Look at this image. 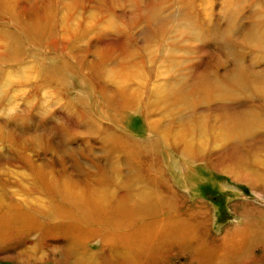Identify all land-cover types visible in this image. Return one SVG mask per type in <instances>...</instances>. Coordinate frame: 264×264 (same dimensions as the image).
<instances>
[{
    "label": "rangeland",
    "instance_id": "rangeland-1",
    "mask_svg": "<svg viewBox=\"0 0 264 264\" xmlns=\"http://www.w3.org/2000/svg\"><path fill=\"white\" fill-rule=\"evenodd\" d=\"M235 3L0 0V212L7 207L13 211L0 214L7 221L0 225V264H119L123 256L131 255H121L114 246L124 244L119 235L154 218L162 221L163 216L142 220L126 212L131 206L136 208L140 199L127 200L133 203L126 210V190L115 192V188L120 183L126 188L124 181L137 172L150 177L156 173L144 160L138 163L135 156L130 158L139 170L129 167L128 155L107 146L110 135L155 143L157 151L150 158L165 179L161 188L176 194L172 195L174 207L166 216L190 222L200 215L203 218V223L195 225L199 240L189 239L177 246L173 239H153L145 247L149 239L141 237L132 246L133 253L140 255L138 264H208L212 257L217 260L211 264H264L261 242L235 241L249 226L264 233V0ZM151 12L157 14L152 18ZM159 18L165 21L163 25ZM26 25L42 30L31 39L24 31ZM187 26H192L190 33L181 37L154 34L162 28L168 32ZM144 30L152 41L143 36ZM249 31L261 40L259 46L244 42ZM43 32L44 41L39 43ZM125 46L135 49L137 59L146 63L148 87L177 82L190 74L189 69L201 72L216 66L219 75L226 77L236 66V54L243 53V64L253 73L251 82L262 84L255 88L246 81L233 90L244 101L237 102L239 107L256 111L254 123L250 121V127H255L253 137L242 141L241 151L232 157L231 144L236 142L222 139L223 123L210 111L208 121L214 136L211 140L199 138L208 147L198 152L197 159L181 155L178 145L169 148L170 139L157 142L149 123L160 115L147 119L140 106L117 109L109 104L120 85L103 72L118 71ZM147 46L153 48L152 56L147 55ZM151 90L144 89L141 97L152 100ZM202 110H207V104L203 103ZM118 166L117 181L108 183L107 192L110 189L112 201L123 199L119 211L124 213L112 210L114 217L109 219L106 189L96 192L91 184L106 186L107 176L111 178ZM63 183H74L76 192L85 191L79 192L85 209L74 210L63 199ZM59 186L60 193H55ZM120 215L126 216V224L119 223ZM90 216L94 221L100 219V224L89 221ZM147 227L144 236L165 228L162 222ZM88 231L97 236L79 242Z\"/></svg>",
    "mask_w": 264,
    "mask_h": 264
},
{
    "label": "bare ground",
    "instance_id": "bare-ground-1",
    "mask_svg": "<svg viewBox=\"0 0 264 264\" xmlns=\"http://www.w3.org/2000/svg\"><path fill=\"white\" fill-rule=\"evenodd\" d=\"M234 3H235V0H234ZM151 14L153 18V16L157 13L151 12ZM157 21L160 24L165 22L161 20L160 18ZM26 26L27 27H24V31L31 37V39H34L35 37V35H33L34 33L40 32L42 30V28L37 27V25L35 26L26 25ZM179 28L181 27L179 26ZM191 29H192V26H187V27H182V30L174 29L173 31L171 30L167 32L165 31L164 28H162V29H158L154 34L160 37H166V36H170L176 33L175 35L181 37L182 35L189 34ZM250 32L251 31H249L248 34L245 36L246 39L244 40V42L249 45L251 44V45L259 46L258 44H259V41L261 40L255 39L254 35ZM143 36L146 38L147 41H152L150 40L151 36L147 34L145 30H144ZM199 36L201 39L200 34ZM199 36L196 34V37L199 38ZM39 37L40 36H37V39ZM43 37H44V32L42 34V38L40 39V41H38L39 43L41 41H44L42 40ZM128 45L130 46V44ZM129 46H125L126 47L125 56L122 58V62L119 63L118 71L113 72V73H107V74L103 72V74L115 80V82L120 85V88L116 89V91L114 92L112 96L110 97L108 96L109 101H110L109 104H111L113 108H117V109H125L128 107L132 108V107H135L136 105L140 106V108L142 109V112L145 114L147 119L151 118V116L160 115V118L155 119V120L151 119L149 123L150 130L155 131L156 133L155 137L158 138V140L156 141L162 142V143L163 142L168 143L167 139H170L169 143L167 144L169 148L172 149L174 147L175 149V146L178 145L180 147L179 153L181 155H184V153H186L189 157H192V159H197L196 156L198 157L201 156V154H199L198 152L208 147V143L205 144L202 140L199 139L200 137L206 136V137H209V140L213 139V136H214L213 128L211 127L210 122L208 121L210 117L209 112L213 111L215 113L216 119H218V121L223 123L222 139L223 140L225 139L224 141L230 140V141L236 142V143L232 142L231 144L234 146L233 152L235 154V155L233 154L232 157H236V153L240 152L243 147L241 142L249 138L250 136L253 137V131H254L253 127L254 126L252 127L250 126L252 123H254L253 120L255 118L256 111L255 110L244 111L241 107H239L237 103V102H240L239 98L237 95L234 94L233 90L237 87L242 86L246 81L249 82L251 85L256 86L255 88L262 85L261 83H258V82H255V85H254V81L251 82V76L253 75V73L250 70H246V66L243 64L242 55L244 54L243 53L241 54L240 52L237 53V51L235 53L233 52L234 54L237 53L236 54L237 58H235L237 59L235 63L236 66H234V69L232 70L230 74L227 73L228 75H226V77H221L219 75V72L216 66L206 67L201 72L197 69H189L190 74L184 76L182 79H180L177 82H175L174 80L164 81L163 84H154L153 87L152 86L148 87L146 85L148 83L147 78H146V75H147L146 63L137 59L136 57L137 51L132 48L128 49ZM147 52L149 53V54L146 53L148 56H152L154 53V50L153 48H150V46H147ZM175 62L177 61L174 60L173 63ZM193 75H194V78H193ZM136 81L138 83L134 84ZM150 87L152 88L151 93H152L153 99L152 100L151 98L149 100L146 99L145 98L146 95H144V98H142L141 96L143 95L144 89L150 88ZM245 87L246 86L242 87L243 90H246ZM136 88H138V90H136ZM205 89L206 91L202 92ZM207 91L209 92L207 93ZM213 99H214V102L212 101ZM245 102L247 101L245 100ZM203 103L207 104L206 111L202 110ZM246 105L248 104L246 103ZM250 121H251V124H250ZM175 134H178V135H175ZM254 135L256 136V134ZM110 136H111L110 138L108 136V139H106L107 146L114 148V150L112 151H116V153L119 152L121 154L123 153V155L124 153L128 155L129 161L128 163L126 162V164L129 167H131L133 170L135 169L137 172L139 168L136 169L135 164L133 163L132 159L135 158L138 163L144 160L145 165L150 166L149 169L150 170L152 169V173L155 172L156 174H154L153 177H150L149 175H145V174L143 175L137 172L134 175L132 174V176H130L128 179L124 181L123 185L126 188L121 186L122 185L121 183L116 188L114 187L115 192H117L118 189L126 190L124 197H123V199L125 198L124 200L118 198L112 201L111 194H109L110 189L107 192L108 183L111 181L113 182L117 181L115 173L120 171L118 170L120 169L119 166L118 168L117 167L113 168L114 177L113 175L112 177L110 176L111 178L107 176L106 186L101 185V184H98V185L91 184L93 188L96 190V192L97 190L100 191V190L106 189V197H105L106 198V211L105 212H109L111 214L113 213L111 212L113 210L115 211L116 214L118 212H119L118 214H122L124 212L119 211L120 206L122 205V202L123 201L126 202L125 209L127 210L128 205L133 203L132 201L129 203L127 200H130L132 197L137 196V198H139L140 201L138 202L136 208H133L134 206H131L132 209L129 207V209L126 211L129 214V216L133 215L134 218L138 217L142 220L145 219L146 217L163 216L162 221H159L158 219L156 220L154 218L153 220L145 223L144 225L143 224L139 225L138 229H135L134 231L119 235L120 238L123 240L124 244L120 243V246L117 244L114 246L119 247L116 249H119V252H121V255L124 254L125 252L131 254L130 256H127V255L123 256L122 259H120L122 261L119 264H138L139 263L140 260L138 258L140 257V255H137L139 254L138 252L136 254L133 253L134 248H132V246H135L137 242L141 240V237H144V240L149 239L148 242H144L143 240V242L146 243L144 245L145 247L153 239H159V240L161 239L162 241L173 239L175 244H178L177 246H179V244L187 242L189 239L199 240V237H195L196 236L195 225L196 223H199V222L203 223L202 221L203 218L201 215L199 216L200 219H194L195 221H191V222L188 219L187 220L185 219L184 220L183 219L182 220L180 219L170 220L174 218L172 217L168 218L170 216H166L167 215L166 213H168L174 207L173 205L175 203V198L173 196H175L176 194L173 191L170 193H166L161 188V184L165 183L164 182L165 179L160 174L161 169L158 167L156 168V166L152 164L154 160L150 158V156H153V154H155L157 151V150L154 151L155 143L152 144L149 139H144L143 141H141V140H134V139H125L123 137H119V138L113 137L112 138V135ZM197 139L198 141H196ZM170 145L172 146L170 147ZM188 148H191L192 151H188L187 150ZM130 156H135V157L130 158ZM139 156L143 157V159H139ZM116 160H114L113 163L116 162L115 164H117L118 162ZM107 162H108V159H107ZM22 178L27 181L26 177L23 176ZM73 184L63 183L61 185L63 186L61 188V190H63L62 192L63 199L69 202L72 206H74V210H77V209L83 210L85 209V207L81 203V200L83 199V197H82V194H80L79 192H85V191L76 192L75 190H73V187H75L73 186ZM128 187H134V189L128 188ZM59 189H60V186L59 188L56 187L54 192L56 193V191L58 190L57 192L60 193ZM89 192L91 194L90 190ZM27 199L30 201L32 200V198H28V197ZM102 200L103 198L100 201ZM100 207H97V209H100ZM59 208L63 209L62 207H59ZM8 212H13V211L10 208L8 209L7 207V209L0 212V214H6ZM198 212H202V211H198ZM92 214L94 215V213ZM2 216H5V215H0L1 217L0 225L7 222V221H3L4 219L2 218ZM113 217H114V214H111L108 216L109 219ZM88 219L91 222L100 221V219L98 218H96V220L94 221L95 218L91 216ZM119 219H120L119 223L121 225L127 223L125 221L126 216L120 215ZM160 222L164 224V227H165L163 228L164 231H162L159 234L151 233L148 236H144L148 232V230L146 229L148 228L147 227L148 224H155V223H160ZM97 223L100 224V222H97ZM81 236L82 237L84 236L85 239L80 237L78 241L86 242V241H90L92 238H95L97 236V233H94L93 231H88L86 233L81 234ZM245 239L247 241L249 240L248 243L250 244H256L258 242H261L260 244H262V247L264 248V233H262L261 230L255 229V227L249 226L247 229L244 230L243 235L241 233L240 236L235 241L239 243H241L242 241L246 242ZM152 243L155 244L154 242ZM142 253L143 252L141 251L140 254ZM240 253H242L243 255L247 254V252L246 253L240 252ZM145 254L146 253L142 255H145ZM89 255H90V258L94 259L95 255H92L91 253ZM213 256L219 257L221 256V254L219 255L215 254ZM214 260H217V258L214 257L213 259L212 257V259L206 262H208V264H211V262H214Z\"/></svg>",
    "mask_w": 264,
    "mask_h": 264
}]
</instances>
